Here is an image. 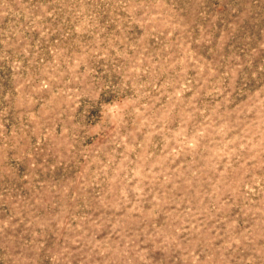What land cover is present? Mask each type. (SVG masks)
<instances>
[{"label": "rangeland", "instance_id": "obj_1", "mask_svg": "<svg viewBox=\"0 0 264 264\" xmlns=\"http://www.w3.org/2000/svg\"><path fill=\"white\" fill-rule=\"evenodd\" d=\"M0 264H264V0H0Z\"/></svg>", "mask_w": 264, "mask_h": 264}]
</instances>
